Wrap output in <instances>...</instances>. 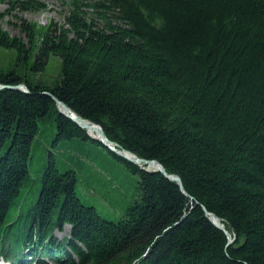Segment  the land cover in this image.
<instances>
[{
  "label": "trees",
  "instance_id": "trees-1",
  "mask_svg": "<svg viewBox=\"0 0 264 264\" xmlns=\"http://www.w3.org/2000/svg\"><path fill=\"white\" fill-rule=\"evenodd\" d=\"M58 1L63 23L39 32L19 16L23 36L0 27L13 56L0 67V251L27 245L61 254L56 264H264V0ZM52 95L182 187L92 138ZM34 152L43 163L30 201ZM87 160L127 202L118 219L79 196ZM115 164L137 176L130 200Z\"/></svg>",
  "mask_w": 264,
  "mask_h": 264
},
{
  "label": "rangeland",
  "instance_id": "rangeland-1",
  "mask_svg": "<svg viewBox=\"0 0 264 264\" xmlns=\"http://www.w3.org/2000/svg\"><path fill=\"white\" fill-rule=\"evenodd\" d=\"M15 0H0V27L8 31L11 35H22L17 27L19 16L26 18L32 25H34L37 30L40 32L47 24L51 22L63 23V12L64 6L60 4L58 0H39L44 4V7L41 9L35 10H19L14 7ZM32 58V57H31ZM13 56L10 54V51L0 50V67H8L11 65ZM59 58L56 56H50V59L47 64V68L43 73L44 77L52 79L55 76L56 71H58L57 63ZM41 76V75H40ZM20 89V88H19ZM24 90V89H23ZM86 165L89 163L91 170L80 172L81 181L78 183V194L81 199L86 203H92L96 206L97 211L100 215L105 218L116 220L123 213L126 208V203L124 199L116 198L115 192L113 190H107L105 188V181H99L100 171L97 170L90 162L86 161ZM43 163L40 155L34 152L33 158L30 162L31 174L33 177L32 184L28 187L33 191V195L30 197V201H33L36 198L37 191L40 188L38 179L40 172L38 168ZM94 165V166H93ZM114 171L110 176L117 183L118 188L122 190V198L130 200V198L135 194L136 190V175H133L130 171L127 170L121 164H115L113 166ZM93 169L97 174L92 175V181L86 177L92 174ZM107 173V172H105ZM108 181V180H107ZM109 182V181H108ZM112 182V181H111ZM105 189V190H102ZM69 226L66 225L63 231H57L56 235L60 238L64 235H68ZM230 234V233H229Z\"/></svg>",
  "mask_w": 264,
  "mask_h": 264
},
{
  "label": "water",
  "instance_id": "water-1",
  "mask_svg": "<svg viewBox=\"0 0 264 264\" xmlns=\"http://www.w3.org/2000/svg\"><path fill=\"white\" fill-rule=\"evenodd\" d=\"M4 87V85H0V88ZM9 87L12 88H20V89H24L26 90V87L24 84H16V85H10ZM53 96V95H52ZM53 98L56 101V105L59 108L60 112L63 113L65 116H67L68 118H70L71 120H73L75 123H77L80 127L84 128L87 131V128H91L93 130H96V133L98 135V137H94L97 140H99L103 145L107 146L110 150H112L113 152L117 153L119 156L133 162L136 163L138 165H140L142 168L146 169V170H158L160 171L162 174H164L168 179L175 181L180 187H182V182H181V178L179 175L177 174H170L168 173L165 168L161 165L160 162H158L157 160H149L143 157L138 156L137 154L126 150L124 148L119 149L118 147L119 144H117L116 142L111 141L104 133L102 127L98 124L95 123L91 120L85 119L81 116H79L78 114H76L74 111H72L65 103H63L62 101H60L59 99H57L55 96H53ZM73 112L75 114V116H71L69 114V112ZM88 132V131H87ZM123 151H126L128 153H130L132 156H127L126 154L123 153ZM150 164H152L153 168L149 169L147 166H149ZM206 215L208 216L209 220L216 225L218 228L224 230L226 233L227 231L224 228L223 223H221V221L219 220V218L217 216H215L214 214L208 212L207 210H205ZM228 239L229 241H231V237L230 234L227 233Z\"/></svg>",
  "mask_w": 264,
  "mask_h": 264
},
{
  "label": "bare ground",
  "instance_id": "bare-ground-1",
  "mask_svg": "<svg viewBox=\"0 0 264 264\" xmlns=\"http://www.w3.org/2000/svg\"><path fill=\"white\" fill-rule=\"evenodd\" d=\"M69 114L71 116H75V114L71 111L69 112ZM87 131L88 133L91 135V136H94V137H98L97 133H96V130H93L91 128H87ZM124 154H126L127 156H132L130 153L126 152V151H123ZM149 169L153 168L152 164H150L149 166H147ZM222 223V222H221Z\"/></svg>",
  "mask_w": 264,
  "mask_h": 264
}]
</instances>
